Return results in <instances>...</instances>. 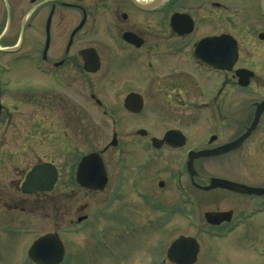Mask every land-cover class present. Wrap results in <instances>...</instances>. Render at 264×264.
I'll return each mask as SVG.
<instances>
[{
  "label": "rangeland",
  "instance_id": "374dc122",
  "mask_svg": "<svg viewBox=\"0 0 264 264\" xmlns=\"http://www.w3.org/2000/svg\"><path fill=\"white\" fill-rule=\"evenodd\" d=\"M248 1L251 3L250 6L245 0L244 10L237 15L230 14L228 18V31L237 41L239 58L227 76L226 85L218 94L215 90L207 92L208 89L213 88V82L217 81V78L212 82L204 81L203 78L195 76L190 69L181 66L182 69L177 66L182 60L179 56L176 57L178 59L173 58L174 60H160L155 64L156 68L148 72L135 70L137 61L135 63L131 60L132 64L135 63L133 67L130 66L131 69H127V64L118 66L116 81L113 85L109 84L104 87L107 88L105 90H101L98 84L102 74L99 78L88 77L83 81L85 92L87 90L97 92L103 101L111 106V111L104 119L96 113L92 106L86 102L82 104L81 100L69 94H66L64 98L53 96L52 93L49 96L36 94V97L25 96L24 93L20 95L16 89L30 85L32 73L28 66L17 67L11 80L7 81L9 84L1 86L0 90L2 110L0 119V226L4 223L13 224L16 221L27 222L26 224L41 226L44 233H50L55 230L56 225L61 228L77 215L83 216L91 213V215H96L98 213L96 210L102 207L100 203L109 195L121 168L125 171L124 186L121 200L116 206L117 212L128 219L129 214L131 216L139 211L141 204L131 190L134 180H139L144 186L162 197L173 193L170 175L173 171L171 172L169 168L180 173L182 182L189 184L188 170L178 168V164L183 161L184 151L191 146L207 147L206 142L209 135H215V139L209 142L212 147L231 141L242 133L244 123L239 121L244 120L246 126L250 123L253 103L264 99V91L259 88L264 87V59L262 56L254 55L256 35L253 29L254 14L251 8L257 0ZM170 2L171 0L165 2L164 7L167 8ZM168 7V10L163 8L155 13L146 14L142 27L143 30L148 29L145 33L146 39L150 42L154 40L157 45H170L185 38L184 36L176 39V35L169 34L168 19L169 15L176 10V6ZM163 21L165 24L162 23ZM259 26H263V23ZM156 27L162 29L161 32L159 31L160 35L157 32L159 36L152 35L158 31L155 30ZM206 31H209L206 27L200 29L201 33ZM106 38L109 39L105 32L99 33L96 37L105 48L107 45L102 40ZM236 69H247L254 73V79L247 89L239 90L233 75ZM45 82V80L38 79L35 83H38L36 86L49 88ZM129 88L130 91L143 97L144 111L135 117L119 111L125 97L123 90L126 91ZM115 91L120 95H116ZM203 101L211 102L215 128H209L203 122L202 113L195 111V107ZM145 105L155 106L158 108V113L147 112ZM116 107L120 108L115 110ZM113 114L116 128L111 125ZM137 126L150 130L156 136H160L167 129L176 127L186 138L185 144L180 147L182 149L176 150V153H162L159 156H153L141 145L135 144L122 146L116 151L105 150L113 133L120 141L123 134L135 130ZM258 141L259 138L254 135L244 144L240 154L229 155L227 158L198 160L192 169L201 184L206 183L210 177H221L244 181L256 188H262L264 186V153L260 151H257L258 155L254 153V147L257 148ZM89 152H98L106 171L107 182L104 190L99 193H91L82 187L74 186L71 179L80 157ZM238 162L243 164V168L235 165ZM41 163H52L58 169L60 176L56 187L47 194H37L30 198L21 196L18 181L22 180L25 171ZM137 169L141 172L137 173ZM224 173L227 174L226 177ZM160 183H164L162 191H158L157 188ZM200 195L197 197L203 205L212 202L213 199L217 200L219 211L235 210L240 208L244 201V198L239 196ZM251 201L252 199L245 198L244 204H249ZM122 204L126 205L123 209L120 208ZM129 209L128 214L125 210ZM206 209L213 210V204L206 208L202 207V211ZM184 225L185 223L179 219L175 224L167 223L163 229V233L169 236L165 243H169L178 234L188 233L189 229ZM100 227H102L100 224L96 227L93 225L76 237H61L66 250L73 253L71 264H103L104 259L106 263L108 259L109 264H146L151 257H146L145 250L142 251L141 247L144 245L149 250V255H153L157 249L156 234L158 231L153 229L149 232L148 242L145 236H140L143 243L139 241L135 244L134 237L130 234L124 235L128 240H118V252L117 254L112 253L114 250L111 248L108 250L107 247H110L114 241L113 235H109L110 240H104L103 246L94 244L92 234L94 231L96 233ZM134 230H138V226ZM132 234L136 235L135 232ZM245 234V236L248 235V233ZM22 240L25 239L8 238L0 234V264H28L24 256H20L19 253L23 244ZM216 242L219 243L218 245L213 244L216 250L207 252L200 264H249L253 259L251 251L264 249V219L260 221L252 236L246 237V240ZM126 246L130 248L128 258L124 254H119V252L128 251ZM161 247L159 246L158 249L160 250ZM100 250H107L105 253L107 256H98L97 253ZM119 257L125 258V261L122 262Z\"/></svg>",
  "mask_w": 264,
  "mask_h": 264
},
{
  "label": "flooded vegetation",
  "instance_id": "af4514ba",
  "mask_svg": "<svg viewBox=\"0 0 264 264\" xmlns=\"http://www.w3.org/2000/svg\"><path fill=\"white\" fill-rule=\"evenodd\" d=\"M167 1L169 0H163L159 6L148 11H143L136 8L130 0H0L1 76L5 75L11 80V76L17 67L28 66L32 73V76H30V85L27 87H18L16 90L20 95L24 93L25 96L33 95L36 97V94L49 96L52 93L53 96L64 98L66 94H69L81 100L82 104L86 102L92 106L96 113L105 119L112 108L103 101L97 92L92 90L85 92V82H83L85 79L88 77L99 78L102 74L100 83L98 84L101 86V90H105L107 88L104 87H107L109 84L113 85L116 81L117 78L115 76L118 66L127 64V69H131L130 66L137 61L136 68L134 69L148 72L156 68L155 64L160 60H174L178 59L176 57L179 56L182 60L181 63L178 60L179 65L177 66L190 69L195 76L203 78L204 81L212 82L217 78V81L213 82V88L208 89L207 92L213 89L217 90L218 94L226 85L229 72L220 71L211 67L212 64L209 60L212 59L213 61V55L211 54V48L210 54L208 53L209 47H207V43H204L203 47L199 49V53L205 51L207 64L199 61V54L196 55L197 59L194 54L196 53L197 44L202 40H205V42L210 40L212 43V40H218L224 36H230L234 39L228 31V18L230 14L237 15L244 10L245 0H171L166 8L164 4ZM247 2L250 6L251 3L248 0ZM253 5L254 7L251 9L254 14L253 29L256 35L254 55L258 57L262 56L264 59V7L261 4V0H257L256 4L253 3ZM168 6H176V10L169 15V34L176 35V39H181L184 36L185 38L170 45H157L154 40L150 42L146 39L147 36L145 33H147L148 29L143 30L142 27L146 14L155 13L163 8L164 10H168ZM175 14L176 16H184L176 18V31L171 26V18ZM164 21L166 20L164 19ZM261 23H263V26L260 27L259 24ZM205 27L209 31L201 33L200 29ZM155 30L158 31L152 33V35L159 36L162 29L156 27ZM185 30H189V33L187 34ZM102 32H105L109 38L102 40L107 45L106 48L96 39L97 35ZM157 32H159V35ZM124 36H129L132 39L126 40ZM217 42L220 47L225 43L224 40H218ZM226 43H228L227 40ZM131 60L135 61V63L133 62L132 64L130 62ZM86 63H89L88 68H94L93 72L87 70ZM38 79L40 81L45 80L49 88L36 86L38 83L36 84L35 82ZM253 79L254 73L250 83ZM247 88H239V90ZM259 88L264 91V87ZM10 90L12 91V89ZM123 91L125 97L119 111L134 117L142 114V111H144L143 97L130 91V88L129 90ZM115 93L116 95H120L116 91ZM131 94H136L140 97L141 109L138 112L128 110L129 107L137 108V105L127 106L125 104L126 98ZM260 102H264V99L253 103L252 119L254 118L256 110L255 105ZM203 105L200 109L196 106L195 111L202 113L203 122L209 128L216 127L212 116L211 105H209V108L205 104ZM117 108L120 107H116L115 110H118ZM145 109L152 114L158 113V108L155 106L145 105ZM1 117L2 111L0 119ZM263 117L264 113L261 115L256 128L250 136L236 150L217 156V158H227L229 155H235L241 152L244 144L254 135L259 138L257 148L254 147L255 155L257 151L264 153ZM112 118L111 125L116 128L114 114ZM252 119L248 126L245 125L244 120L239 121L244 123L242 133L231 141L212 147L209 142L215 139V135H209L206 142L207 147L204 146L202 148L199 146L198 148L191 146L188 150L184 151L183 156H186L188 151H213L234 142L252 124ZM140 127L137 126L135 130L123 134L120 141L113 133V137L108 145H106L105 150L116 151L122 146L135 144L141 145L151 155L159 156L162 153H176V150L182 149L176 148V127L167 129L160 136H156L150 130ZM169 133H172V135L168 140H165ZM153 143L157 146L156 150L152 148ZM94 153L98 154V152L83 154L79 161ZM98 156L102 160L101 156ZM213 158L216 157L198 160ZM198 160H194L192 166H195L194 163ZM46 164L53 167L56 171V180L52 188L53 191L60 174L55 165L52 163ZM37 165L25 171L22 180L18 181V189L23 197L30 198L37 194H47L37 193L35 191L28 194L21 192V186L26 176ZM235 165L239 167L243 166L240 162ZM121 166L125 167L124 165ZM180 167L184 171L186 170L184 164L181 165L179 163V170ZM169 169L171 172L173 171L170 174L172 177L173 193L170 195L167 194V197L155 194L154 191L144 186L139 180L132 182V193L141 204L140 208H138L139 211L131 214V216L129 214L130 209L125 210L129 214V219L122 217L117 212V206L121 200V192L124 186L123 179L125 177V171L121 168L118 171L117 179L109 195L100 203L102 207H98L99 209L96 210L98 211L96 215H91L92 213L83 216L77 215L61 228L56 225L55 230L50 233H44L42 227L37 224L30 225L26 224L27 222L21 223L17 221L13 224L4 223V225L0 226V234L8 238L22 239V237H26L25 240H22L23 244L19 250L20 256L25 253V257L30 246L38 238L54 234L62 243L65 256L69 255L70 259H72L73 255L66 250V245L61 237H76V235L82 234L93 227V225L94 227L98 226V224L102 225L96 233L94 231V234H92L94 244L103 246L104 240H108L111 234L115 238L112 242L113 245L111 244L107 249H113L114 252L112 253L116 252V254L118 252L117 248L119 247L118 240L127 239V236L124 237V235L130 234L131 237L136 239L134 243L137 244L139 241H142L139 238L140 236H145L148 242L149 232L157 229V249L153 252V255L148 254L149 250L144 245L141 247L142 251L145 250L146 257H151L147 261L149 264H200L201 259L207 252L216 250L215 245L213 247V244H219L216 241L233 242L239 239L246 240V237L252 236L260 221L264 219V193L261 192L258 194L254 192L257 190L264 191V186L262 188H256L254 185L245 183L244 181L217 177L216 179L227 181L233 184L234 187L226 185L220 188L209 189L210 181L214 177H210L206 183L201 184L192 169V176L190 177L188 175L190 183L185 184L181 180L180 173H176L174 169ZM75 172L71 179L74 182V186L81 187L75 180ZM136 172L139 173L141 171L137 169ZM224 176L226 177L227 174L224 173ZM163 184H159V187H157L158 191L164 190ZM104 187L102 190L82 188L91 193H99L104 190ZM200 194L205 196L213 195L214 197H217L219 194L227 197L239 196L240 198H244V201L240 208L219 211L217 210V200L213 199L212 202L203 205L197 197L201 196ZM176 195H178L177 198ZM245 198L252 199V201L249 204H244ZM211 204L214 206L213 210L206 209L202 211V207L206 208V206ZM125 207L126 205L124 204L120 205L122 209ZM178 219L185 223L184 227L186 226L189 232L187 231L188 233L176 235L166 244L165 242L169 236L163 233V229L167 223L175 224L178 222ZM137 226L138 230H134L137 229ZM117 231H121V233H117ZM133 232L138 236L133 235ZM245 233H248V235L245 236ZM179 240H183V242H180L178 248H174L176 251L168 257V251ZM147 242L145 243L147 244ZM124 243L126 242L124 241ZM159 246H162L160 250L158 249ZM127 249V252H119V254H124L128 258L130 248L127 247ZM106 251L100 250L97 254L98 256H107L105 254ZM251 253L253 259L249 264H264V249H253ZM119 259H122V262L125 261V258L119 257ZM29 264L33 263L29 262ZM103 264H109V260L107 259L106 263L104 259Z\"/></svg>",
  "mask_w": 264,
  "mask_h": 264
},
{
  "label": "water",
  "instance_id": "95a60500",
  "mask_svg": "<svg viewBox=\"0 0 264 264\" xmlns=\"http://www.w3.org/2000/svg\"><path fill=\"white\" fill-rule=\"evenodd\" d=\"M162 1L163 0H150L148 2L142 3V2H139L138 0H130V2L136 8L143 10V11H148V10H151L159 6L162 3ZM262 5L264 7V0H262ZM175 25H176V16H173L171 20L172 28L176 29ZM185 32H189V30H185ZM124 38H128V37H124ZM217 41L218 40H212V43H211L210 40H207V42H205V40H202V42L198 45V47L199 49H201L202 45H204V43H207V46L209 47L208 53L210 54V48H211L212 50L211 54L213 55V61L211 59L209 60V62L217 68H220V69L225 68L230 71L234 63L237 60L236 44L233 40L228 39V44L223 46L222 48L223 52L219 54V52H221L220 51L221 49L218 50L219 46H218ZM198 54L199 56L201 55V57H203L202 60L207 63L205 51L204 52L202 51L200 53L198 52ZM86 65L88 68L89 63H86ZM235 77L237 78V82L239 86L247 87L249 84V80L252 77V73L246 70H237L235 72ZM125 104L127 106L137 105V108L135 109L134 107L128 108V110L132 112H138L141 109L140 97L134 94H131L126 98ZM263 111H264V102L256 106V111H255L254 119H253L251 126L247 129L246 133L240 139H238L236 142L230 145V146L232 145H235V146H233L232 148H229L228 151L239 146L250 135V133L254 130L257 124L260 114ZM171 135L172 133L167 134L165 140H168V138ZM182 145H184V138L180 135L179 132L176 131V147H181ZM224 149L225 151L220 150L217 153H212V155L215 156L223 152H226V147ZM205 154L207 153L205 152L201 153V155L203 156H208ZM199 155H200L199 153H196L195 155L190 154V156L188 157L189 163L187 165V170L191 176H192V170H191L192 158H197ZM76 177H77L76 178L77 182L81 186H84L86 188H91V189L96 188L97 189V188H101L102 185L105 184L106 178L104 174V169H103L100 159L98 158L96 154L89 155L80 162ZM55 179H56V172L53 167L49 165H40V166L35 167L31 171V173L27 176L24 187L30 186L31 189L37 190V191H50L52 189ZM226 185L230 187H234L233 184L228 183L226 181L219 180V179H211L209 189L223 187ZM247 190H250V189H247ZM254 192H260V191H254ZM41 241L40 243H38V245L41 244ZM38 254L40 257H42L43 251L39 250ZM39 263L42 264L41 261H39Z\"/></svg>",
  "mask_w": 264,
  "mask_h": 264
},
{
  "label": "bare ground",
  "instance_id": "6f19581e",
  "mask_svg": "<svg viewBox=\"0 0 264 264\" xmlns=\"http://www.w3.org/2000/svg\"><path fill=\"white\" fill-rule=\"evenodd\" d=\"M139 2H142V3H145V2H148L150 0H138ZM215 128V127H214ZM187 167V164L185 165V168Z\"/></svg>",
  "mask_w": 264,
  "mask_h": 264
}]
</instances>
